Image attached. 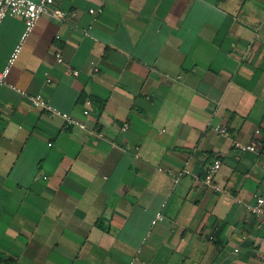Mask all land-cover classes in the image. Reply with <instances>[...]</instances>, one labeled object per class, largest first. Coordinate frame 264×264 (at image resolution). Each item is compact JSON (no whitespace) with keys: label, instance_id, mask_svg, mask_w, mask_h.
<instances>
[{"label":"crops","instance_id":"obj_1","mask_svg":"<svg viewBox=\"0 0 264 264\" xmlns=\"http://www.w3.org/2000/svg\"><path fill=\"white\" fill-rule=\"evenodd\" d=\"M58 6L67 20L41 16L0 86V261L258 264L264 166L232 142L264 149V0ZM24 29L0 25V73Z\"/></svg>","mask_w":264,"mask_h":264},{"label":"built area","instance_id":"obj_2","mask_svg":"<svg viewBox=\"0 0 264 264\" xmlns=\"http://www.w3.org/2000/svg\"><path fill=\"white\" fill-rule=\"evenodd\" d=\"M62 0H40L39 2L35 3L31 0H0V25L2 22L8 17H19L23 20L25 29L24 33L21 38V42L19 45L14 49L13 53L11 54L7 67L0 73V86L4 84L6 77L8 76L9 70L11 66H13L14 62L16 61L18 55L21 52L22 46L26 38L32 33L36 23L43 15H49L53 19H56L60 22H64L67 20V15L62 12L59 8L58 4ZM91 15H96L97 13H101V9L95 11L93 9L89 10ZM60 62V60H58ZM93 66V63H90ZM94 71H97L95 68ZM74 76L78 75V72L73 73ZM49 82V80H47ZM13 90L17 91L22 97L29 100L30 104L39 110L51 113L53 115L60 116L67 128L70 127H77L81 130L86 128L85 124L76 121L75 119L71 118L68 114L62 113L57 109L50 106L46 100L40 94L36 95H29L26 92L18 90L12 87ZM90 100H86V105L90 106ZM83 114L88 116V110H84ZM128 124H123L121 130L125 132L127 130ZM215 130L219 134H226V130L224 128H215ZM256 134H259V131L256 130ZM98 137H101V134H98ZM233 148L238 151L239 153H251V154H260L262 159V163L264 166V149L263 144L259 139L253 140L249 144H242L237 141L232 142ZM221 166V162L218 159L212 160V162L207 166L204 177H203V184L204 186L213 189L216 192H219V188L214 183V178L217 175L219 168ZM183 173H187V171H183ZM182 173V174H183ZM180 174L179 176H182ZM178 179H176V182ZM248 211L253 216H264V192L260 194H256L254 196V203L253 205L249 206ZM164 219V216L161 212H158L155 216V219L152 221L154 224L156 221H161ZM210 240H213V237H210ZM0 264H17L11 260H1ZM258 264H264V256H261L258 260Z\"/></svg>","mask_w":264,"mask_h":264}]
</instances>
